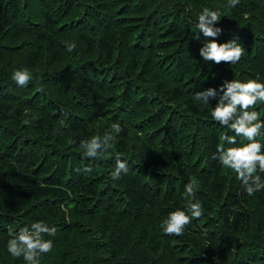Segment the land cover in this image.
I'll return each mask as SVG.
<instances>
[{
	"label": "trees",
	"instance_id": "1",
	"mask_svg": "<svg viewBox=\"0 0 264 264\" xmlns=\"http://www.w3.org/2000/svg\"><path fill=\"white\" fill-rule=\"evenodd\" d=\"M204 7L221 14L218 43L238 38V63L200 56ZM18 68L26 87L11 79ZM256 78L264 0H0V264H25L8 231L38 221L56 228L39 264H264V190L248 196L213 159L235 134L210 115L225 80ZM210 87L216 98L195 99ZM252 110L264 120V103ZM117 122L113 147L86 157L81 141ZM117 153L128 171L113 180ZM190 180L203 215L166 235Z\"/></svg>",
	"mask_w": 264,
	"mask_h": 264
},
{
	"label": "clouds",
	"instance_id": "2",
	"mask_svg": "<svg viewBox=\"0 0 264 264\" xmlns=\"http://www.w3.org/2000/svg\"><path fill=\"white\" fill-rule=\"evenodd\" d=\"M239 0H228V6L234 8ZM221 20L219 11L204 7L198 14L196 27L198 32L203 33L205 38L199 54L207 62L211 61L217 65L238 63L244 55V48L238 42V38L228 42L218 43L215 39L222 29L216 27ZM212 38V39H209ZM76 48L75 43L67 45V51L71 53ZM11 79L20 87H26L33 79L27 68L14 69ZM43 91V89H40ZM219 99L210 115L212 120L219 125L229 129L235 135H224L221 143L217 145L213 159L226 169L236 174V178L241 181V186L248 196L264 190V144L257 137L262 135L264 120H261L260 113L249 109H254L257 103H264V82L259 78L248 79L242 82L238 79L225 80L220 86ZM217 90L207 88L195 94V99L204 103L209 102V98H216ZM123 131L120 124L113 123L111 128L101 136H92L90 139L82 140L80 147L83 154L89 158H99L113 147V132L119 134ZM236 137H241L242 141L237 143ZM225 145H228L225 147ZM85 173L92 171L90 167L83 170ZM127 162L121 159V154L115 155V170L111 173L113 180L121 177V173H127ZM199 185L194 180H190L184 186L185 198L187 200L186 209L177 208L170 211L161 223V228L166 235L182 236L186 226L193 218H200L203 215L202 204L199 201L193 202L196 190ZM56 228L49 227L45 222L38 221L31 226H24L15 231L9 229V239L7 241V251L13 257H23L25 264H39L40 255L52 250V240L45 239L47 236H55Z\"/></svg>",
	"mask_w": 264,
	"mask_h": 264
}]
</instances>
